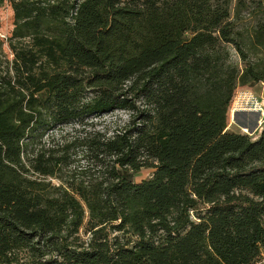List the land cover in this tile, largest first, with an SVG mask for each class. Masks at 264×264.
<instances>
[{
	"label": "trees",
	"instance_id": "obj_1",
	"mask_svg": "<svg viewBox=\"0 0 264 264\" xmlns=\"http://www.w3.org/2000/svg\"><path fill=\"white\" fill-rule=\"evenodd\" d=\"M4 4L0 264L258 263L264 127H227L264 83V0ZM115 111L123 128L93 127Z\"/></svg>",
	"mask_w": 264,
	"mask_h": 264
},
{
	"label": "rangeland",
	"instance_id": "obj_2",
	"mask_svg": "<svg viewBox=\"0 0 264 264\" xmlns=\"http://www.w3.org/2000/svg\"><path fill=\"white\" fill-rule=\"evenodd\" d=\"M12 18L13 15L9 6L7 4L0 6V70H3L12 59L8 47V37L14 27ZM13 43L20 45V43ZM129 119L130 116L127 112L115 111L94 120L92 123L96 130L106 133L107 136H111L116 130L123 128ZM262 127H264V83L256 84L251 88L239 89L234 96L229 110L227 129L231 132L244 133L255 138ZM78 128L70 126L61 128L52 135H49L48 139L57 142L64 135L75 136L77 135L76 131L79 130ZM91 129V127H88L86 130ZM82 164L78 166L86 165L85 163ZM152 172L150 169H142L136 175L135 181L139 182L148 179ZM256 264H264V254H262V259Z\"/></svg>",
	"mask_w": 264,
	"mask_h": 264
}]
</instances>
